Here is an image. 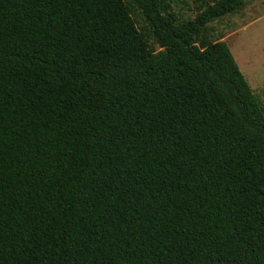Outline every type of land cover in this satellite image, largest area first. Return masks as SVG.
<instances>
[{
	"label": "trees",
	"instance_id": "trees-1",
	"mask_svg": "<svg viewBox=\"0 0 264 264\" xmlns=\"http://www.w3.org/2000/svg\"><path fill=\"white\" fill-rule=\"evenodd\" d=\"M246 2L0 0V264H264Z\"/></svg>",
	"mask_w": 264,
	"mask_h": 264
},
{
	"label": "rangeland",
	"instance_id": "rangeland-1",
	"mask_svg": "<svg viewBox=\"0 0 264 264\" xmlns=\"http://www.w3.org/2000/svg\"><path fill=\"white\" fill-rule=\"evenodd\" d=\"M174 9L183 18H193L196 8L193 0H172ZM139 26L144 20L136 10ZM217 38L228 44L235 60L251 88L264 106V0H247L245 7L211 23ZM157 50L159 47L156 46Z\"/></svg>",
	"mask_w": 264,
	"mask_h": 264
}]
</instances>
